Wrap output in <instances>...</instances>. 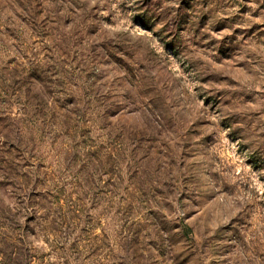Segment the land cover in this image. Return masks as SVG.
<instances>
[{
    "label": "rangeland",
    "instance_id": "rangeland-1",
    "mask_svg": "<svg viewBox=\"0 0 264 264\" xmlns=\"http://www.w3.org/2000/svg\"><path fill=\"white\" fill-rule=\"evenodd\" d=\"M0 237L264 264V0H0Z\"/></svg>",
    "mask_w": 264,
    "mask_h": 264
},
{
    "label": "trees",
    "instance_id": "trees-1",
    "mask_svg": "<svg viewBox=\"0 0 264 264\" xmlns=\"http://www.w3.org/2000/svg\"><path fill=\"white\" fill-rule=\"evenodd\" d=\"M1 239L2 237H0V264H5V261H9L11 264H36V259L31 255L30 246L26 242L19 240L16 243L21 244L22 247L11 244L12 246L6 249L1 247Z\"/></svg>",
    "mask_w": 264,
    "mask_h": 264
}]
</instances>
